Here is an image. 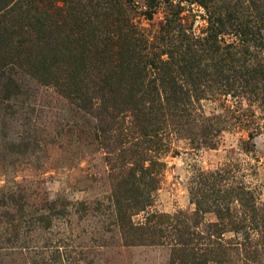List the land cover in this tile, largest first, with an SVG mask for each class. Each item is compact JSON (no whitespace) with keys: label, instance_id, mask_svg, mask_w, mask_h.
Returning <instances> with one entry per match:
<instances>
[{"label":"rangeland","instance_id":"rangeland-1","mask_svg":"<svg viewBox=\"0 0 264 264\" xmlns=\"http://www.w3.org/2000/svg\"><path fill=\"white\" fill-rule=\"evenodd\" d=\"M149 2L150 41L167 18L192 50L215 32L180 98L0 79V264H264V0Z\"/></svg>","mask_w":264,"mask_h":264},{"label":"trees","instance_id":"trees-1","mask_svg":"<svg viewBox=\"0 0 264 264\" xmlns=\"http://www.w3.org/2000/svg\"><path fill=\"white\" fill-rule=\"evenodd\" d=\"M131 3L132 0H0V42L5 40L0 47V79L15 87L14 72L26 70L42 82L59 76L66 88L77 93L90 83L80 74L103 70L98 83L107 87L121 86V91L145 87L148 90H142L140 97L151 95L150 101L156 103L161 98H180L186 91L176 82L177 76L191 71L192 64L207 48L215 52V32L205 39L207 43L202 46L199 42L200 47L192 50L189 37L179 39L170 25L173 20L167 18L159 36L150 41L144 27L137 25L140 22L133 23ZM148 5L141 15L151 19L155 0ZM218 22L222 28L223 22ZM234 69L248 84L259 73L244 65H235Z\"/></svg>","mask_w":264,"mask_h":264}]
</instances>
